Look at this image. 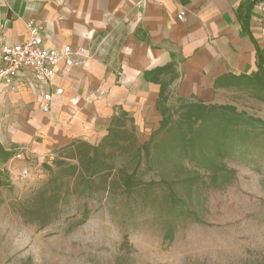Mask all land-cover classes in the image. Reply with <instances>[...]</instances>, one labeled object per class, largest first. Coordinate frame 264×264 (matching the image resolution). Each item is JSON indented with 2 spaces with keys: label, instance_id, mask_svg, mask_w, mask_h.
<instances>
[{
  "label": "crops",
  "instance_id": "0c3cea01",
  "mask_svg": "<svg viewBox=\"0 0 264 264\" xmlns=\"http://www.w3.org/2000/svg\"><path fill=\"white\" fill-rule=\"evenodd\" d=\"M30 21L47 47H70L73 65L62 59L45 84L24 71L15 90L0 86V103L16 112L12 144L22 158L0 164L12 173L23 171V158L42 160L75 140L96 145L120 110L140 130L157 129L159 85L144 78L155 68L173 64L178 73L168 106H234L232 95L246 90L215 83L259 68L264 75V0H0V42L24 41ZM56 88L62 94L42 112V92Z\"/></svg>",
  "mask_w": 264,
  "mask_h": 264
},
{
  "label": "rangeland",
  "instance_id": "374dc122",
  "mask_svg": "<svg viewBox=\"0 0 264 264\" xmlns=\"http://www.w3.org/2000/svg\"><path fill=\"white\" fill-rule=\"evenodd\" d=\"M232 100L237 110L264 120V100L247 91ZM178 106L176 100L169 107ZM15 120V109L0 103V145L18 153ZM154 130L135 126L137 143ZM244 138L234 139L223 158L233 171L225 182L212 181L190 157L165 160L156 152L158 140L151 163L130 148L117 153L107 182L91 194L70 196L45 228L25 223L19 211L48 181L46 167L55 170L57 149L42 160L23 158L25 176L21 167L12 173L0 165V264H264V129ZM132 173L136 186L129 192L124 178ZM195 175L200 179L191 188L181 183ZM171 190L181 201L175 208Z\"/></svg>",
  "mask_w": 264,
  "mask_h": 264
},
{
  "label": "trees",
  "instance_id": "16d2710c",
  "mask_svg": "<svg viewBox=\"0 0 264 264\" xmlns=\"http://www.w3.org/2000/svg\"><path fill=\"white\" fill-rule=\"evenodd\" d=\"M165 76H168L167 80L163 79ZM177 77L173 64L144 73L146 81L159 85L156 109L161 116L158 128L146 142L137 143L133 118L120 110L111 118L106 134L96 145L75 140L57 149L58 159H53L55 170L46 167L50 173L48 181L33 191L20 207L22 220L39 228L50 225L59 217L70 196L91 194L107 182V177L114 171L117 153L123 154L130 148L135 150L138 159L144 156L151 163L154 156L151 146L155 140H158L154 142L156 152L163 154L165 160L190 157L210 175L212 181L216 182L219 178L223 182L229 180L233 171L226 168L223 158L233 140H243L251 131L264 129V120L239 111L233 105L205 104L199 100L180 99L179 106L172 111L167 105L169 86ZM221 85L235 86L260 101L264 100V75L261 68L254 76L231 75L215 83V87ZM13 155L12 150H5L0 145L1 164ZM199 179L195 175L181 183L191 188ZM124 186L129 192L133 190L136 186L134 173L125 176ZM169 202L174 208L181 202L172 190ZM170 234L172 229L168 230L167 236Z\"/></svg>",
  "mask_w": 264,
  "mask_h": 264
},
{
  "label": "built area",
  "instance_id": "2783aa9c",
  "mask_svg": "<svg viewBox=\"0 0 264 264\" xmlns=\"http://www.w3.org/2000/svg\"><path fill=\"white\" fill-rule=\"evenodd\" d=\"M178 18L182 19V15ZM26 28L28 37L24 41L16 44L0 42V86L10 90L16 89L17 81L23 77L24 71H28L35 82L45 84L54 76L56 67L62 59L65 60L67 67L73 65L70 47L66 46L62 52H58L44 44L40 26L30 21ZM61 94L62 89L59 88L53 92H42L40 98L42 112H48L53 97ZM15 158L20 159L21 153H16ZM21 174L25 176L28 172L23 170Z\"/></svg>",
  "mask_w": 264,
  "mask_h": 264
}]
</instances>
